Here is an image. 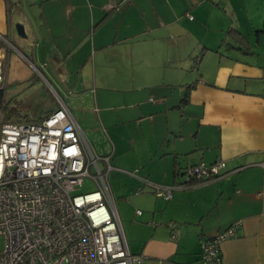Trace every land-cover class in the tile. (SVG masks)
I'll list each match as a JSON object with an SVG mask.
<instances>
[{
    "label": "crops",
    "instance_id": "1",
    "mask_svg": "<svg viewBox=\"0 0 264 264\" xmlns=\"http://www.w3.org/2000/svg\"><path fill=\"white\" fill-rule=\"evenodd\" d=\"M222 2L0 0L2 87L32 83L39 73L63 91L35 116L4 97L25 120L53 111L59 98L68 104L75 88L80 98L97 84L141 95L102 108L114 136L112 170L129 179L120 199L126 229L115 209L128 251L140 256L134 264L196 261L202 239L238 220L236 235L220 243L222 264H264V32H257L264 21L231 28L233 19L215 6H231ZM13 21L28 26L30 38L18 36ZM228 26L244 36L241 44L227 42ZM122 121L138 132H121ZM218 159L226 164L220 177L177 186L186 168ZM144 180L173 186L172 197H157Z\"/></svg>",
    "mask_w": 264,
    "mask_h": 264
},
{
    "label": "built area",
    "instance_id": "2",
    "mask_svg": "<svg viewBox=\"0 0 264 264\" xmlns=\"http://www.w3.org/2000/svg\"><path fill=\"white\" fill-rule=\"evenodd\" d=\"M5 63L0 48V87ZM225 166L222 159L199 162L186 168L177 186L218 178ZM112 169L109 155L96 153L65 99L38 120H5L0 109V264L139 263L140 256L128 251L110 193ZM86 178L95 189L79 192ZM142 185L164 200L172 197L173 186ZM142 191L139 186L135 193ZM239 225L202 239L198 259L186 264H222L220 243Z\"/></svg>",
    "mask_w": 264,
    "mask_h": 264
},
{
    "label": "rangeland",
    "instance_id": "3",
    "mask_svg": "<svg viewBox=\"0 0 264 264\" xmlns=\"http://www.w3.org/2000/svg\"><path fill=\"white\" fill-rule=\"evenodd\" d=\"M218 1L223 3L222 0H213L215 3ZM229 2L231 5L230 7H228L226 4H217L215 6H217L220 11L225 10L224 12L228 14V18L233 19L231 28L236 27L238 24L240 28L242 27L241 30H244L246 26H243L242 24H247L248 18H253V21L255 22L264 21V0H229ZM14 24L15 22L13 21V27L15 31L16 29ZM229 27L230 26H228L227 29H229ZM25 28L28 38H30L31 34L29 27L25 26ZM227 34L229 36V40H227V42H229L231 45L240 43V41H236L234 39V34L231 30H229ZM249 37L253 42V33H251V36ZM223 50H225V47ZM75 75L76 73L73 74V76ZM34 80L37 82L34 83ZM39 80L43 82V77L37 73L34 74V79H31L32 83H28L23 86L19 85L18 87L9 90L8 88H10V86H5L4 97L7 100V103L10 105H17L23 112L29 114V116H35L43 113L49 106L53 105V99L54 97L56 98L54 92L56 91L59 93V95H62L63 91L56 88L51 83L48 84L45 81L44 83H41ZM70 85L72 87L73 83H70ZM131 89H110L104 88V86L98 84L95 86L91 85L90 90H87L88 93L85 94L86 96L83 95L81 98L78 97V94L81 92V90L76 88L72 89L73 94L68 99V106L71 110V113L79 123L82 133L99 156H104L110 153L108 144L110 145L112 137H114H111V131L109 129V124L106 117L105 120L103 118L102 108L108 107L111 108V111H114L115 108L119 106L129 105L131 101L141 96L137 91ZM6 91L7 93H5ZM95 121H99V125H97ZM129 124L130 123L126 121L118 123L121 132H125V130L128 128H134L138 132V126ZM101 132H104L105 136L102 135ZM144 145L145 143L141 144V146ZM114 158L115 155L112 154V159L110 161L112 165H116ZM99 164L102 170L105 171V165L101 160L99 161ZM107 181L112 199L122 219V227L126 229L125 219L122 217L120 199L122 198V195L128 193L130 190V186L128 185L129 179L128 177L125 178V175H123L121 172L112 170L108 174ZM93 189H95V183L91 179L86 178L79 187V192H87Z\"/></svg>",
    "mask_w": 264,
    "mask_h": 264
},
{
    "label": "trees",
    "instance_id": "4",
    "mask_svg": "<svg viewBox=\"0 0 264 264\" xmlns=\"http://www.w3.org/2000/svg\"><path fill=\"white\" fill-rule=\"evenodd\" d=\"M229 30H231L232 33L234 34V39L236 41H243L242 38H244V36H242V34L240 32L235 31L233 29H229ZM257 32L258 33L259 32H264V26H262L261 29L257 30ZM0 109H2L3 118L5 120H12L11 119V115H9L11 112L14 113L16 115V117H18L21 120H25L26 117H27L24 113H22V111L19 108L15 107V106H9L6 103V101L4 99V88L3 87H0ZM4 112H5V114H4ZM40 118H42V117H40ZM40 118H38V119H40ZM38 119H36V120H38ZM191 184H193V182H191Z\"/></svg>",
    "mask_w": 264,
    "mask_h": 264
},
{
    "label": "water",
    "instance_id": "5",
    "mask_svg": "<svg viewBox=\"0 0 264 264\" xmlns=\"http://www.w3.org/2000/svg\"><path fill=\"white\" fill-rule=\"evenodd\" d=\"M28 24L30 25L29 22H28ZM15 29H16V32H17L18 36H20L21 38H25L26 39L28 37V34L26 33L25 26H24L23 23L17 22L15 24Z\"/></svg>",
    "mask_w": 264,
    "mask_h": 264
}]
</instances>
